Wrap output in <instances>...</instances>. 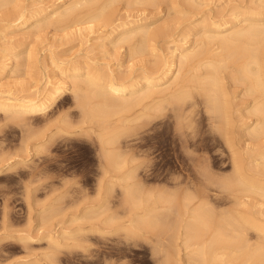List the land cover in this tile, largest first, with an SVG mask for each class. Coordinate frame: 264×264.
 <instances>
[{
    "label": "rangeland",
    "instance_id": "374dc122",
    "mask_svg": "<svg viewBox=\"0 0 264 264\" xmlns=\"http://www.w3.org/2000/svg\"><path fill=\"white\" fill-rule=\"evenodd\" d=\"M73 1L8 0L0 10V63L12 60L4 47L12 45L13 51H23L16 67L11 61L0 72V90L41 103L47 79L63 87L58 97L42 104L41 111L14 115L18 118L14 119L10 118V112L0 109V264H161L170 242L174 243L170 247L175 246L169 248L175 264H188L190 249L184 247L181 239H174L175 235L172 238L179 227L174 228L175 222L185 217L189 202L186 197L192 198L188 207L201 202L218 212L237 205L235 193H224L225 189L221 192L220 179L231 176L232 159L224 139L213 127L205 103L196 99L198 96L195 97L198 104L192 109L188 100L182 109V101L165 102L161 106L164 109L158 107L153 118L148 117L151 111L147 110L146 116L141 108L130 113H111L107 125H122L113 144L121 159H128V170L125 166L124 172L105 174V152L99 137L102 127L95 121L84 122L83 107L72 91L73 82L84 79L89 69L102 75L114 70L121 82H128L144 70L150 72L162 55L159 51L164 53L162 56L172 57L176 44L188 41L189 45L200 39L194 27L203 18L215 21L242 18V13L255 9L256 5L264 10V0H176L178 4L155 0L146 6L131 5L128 0H105L112 2L108 10L116 13L118 20L114 24L121 22L118 15H122V20L126 15L128 19L148 18L154 29L159 28L160 34L150 43L152 46L148 45L140 54L130 43L116 41L120 28L112 32L114 24L105 25L103 21L76 24L71 19L57 22L45 18L47 10L53 7L62 10ZM18 4L28 9L26 21L19 26H6V14L14 13ZM210 47L206 46L205 51L213 57L214 46ZM221 63L223 83L233 98L235 95L234 109H242L233 115L243 162L249 174L263 180L264 136L256 140L248 129L240 130L255 119L252 115L247 117L249 111L245 108L252 99L244 93V85L231 78L232 64L230 67V62ZM224 65L228 67L225 69ZM191 67L192 64L190 67L187 64L184 74ZM74 72L79 73L78 78L74 79ZM171 76L159 87L171 83ZM87 99L86 103L94 104L97 100ZM92 103L87 107L93 106ZM138 114L142 116L133 117ZM125 185L135 188L134 192L139 190L140 195L135 192V200L143 201L142 206L134 207L125 201ZM241 199L247 202L242 208L257 214L264 223V196L244 194ZM150 207L154 208L153 216L147 221L144 211ZM154 214L158 216L156 219ZM131 226L136 233L126 231ZM256 234L249 230L250 243L256 242ZM52 236L57 242L52 241ZM223 250L224 264H251L230 260L229 250Z\"/></svg>",
    "mask_w": 264,
    "mask_h": 264
},
{
    "label": "bare ground",
    "instance_id": "6f19581e",
    "mask_svg": "<svg viewBox=\"0 0 264 264\" xmlns=\"http://www.w3.org/2000/svg\"><path fill=\"white\" fill-rule=\"evenodd\" d=\"M7 1L8 0H0V10L3 9L5 4H7ZM112 1L114 2V0ZM128 1L129 3H127L131 5L139 3L146 6L147 4L153 3L155 0ZM172 1L174 2L176 0ZM176 2V4L179 3L178 1ZM110 4L112 5V2L108 3L105 0H103V3L101 0H74L71 5L65 7L62 10L58 9V7H53L47 10L45 13V18L53 19L57 22L71 19L74 20L76 24L103 21L105 25H113L118 19L115 18L116 13H114L112 10H108V6ZM257 7L258 6L256 5L255 9L242 13V18L236 17L231 20L222 18V20L218 21L205 20L203 18L194 27L196 32L194 31L195 29L192 28L195 32V35L200 34V39L198 38L193 40L189 45L188 41H185L182 44H176V48L173 50L172 57L165 56L166 54L162 56L164 53L159 51V53L162 55L160 56L159 54L160 58H157L158 60L154 63L152 70L150 72H148L149 70H147V72L144 70L145 72L143 71V73L137 77L129 79L128 82H121L114 70L106 73V75H102V73H100V75L99 73H91L90 69L86 72L84 79L78 81H76V79L73 82L72 91L76 93L79 104L83 107V117L85 116L83 119L84 122L86 121L88 123V121H95V123H99L102 127V132L99 133V137L101 144L103 145V147L101 146L102 151L104 149L105 152V156L102 155L104 159H106V170L104 169L105 171H103L105 174H108V172L110 173L111 171L116 172L117 170H124L125 166L127 168L128 162V159H121V154L116 151V147L113 144L115 143L118 135L121 133L119 128L122 125L120 126L118 124L120 127H111L112 125H107V119L111 113L114 115L120 111L130 113L137 108H141L140 110H142L146 116L151 111L148 114V117L153 118L155 116L153 113L157 111L158 107L159 109L161 108V110L164 109V107L162 108L161 106L165 102L169 103L172 100L182 101V109L188 100L187 103H189L190 106H186H189L192 109V107L198 104L197 100H195V97L198 96L196 99L201 98L205 103L204 106L206 107V112L213 118V127L216 129V132L220 134V137L224 139L223 141L226 143L225 145L227 146L232 159L231 162L233 171L231 172L232 174H230L231 176L225 177L224 179L226 180L223 178L220 179L223 181L221 184V192L225 189V191H223L224 193H226V191L232 194L235 193L233 196L235 197L234 199L235 203L237 202V205L233 208H228V210L226 209L218 212L215 211L212 206V209L209 208L210 205L207 207L201 205V202H199L200 204L198 203L197 205L188 207V203H190L192 198L188 200L186 197V201L189 202L186 203V212L184 211L183 213L185 217H179L180 219L183 218V221L178 219L179 223L175 222V227H173H179L176 228V231L174 230V233L176 234H173L172 238H174L175 235L174 239H181L184 247L186 249H190V251L187 253L188 264H211L212 262L217 261H219L221 264H224L225 259L223 257L225 252L223 249L229 250L230 253H228V257L230 260H241L243 262L249 261L251 264H264V223L261 219H259L257 214L242 208V206H246L247 202L241 199L242 195L244 194H259L264 196V179H259L258 177L247 172V168L245 167L246 164L243 162L244 154L240 151L241 146L238 145L233 115L235 111L241 112L242 109H234L233 100L235 95L234 98L230 95V92L227 89L228 87L225 86L226 83H223L224 78L222 80V77L224 76L220 75L222 74V69H219L220 65L223 64L221 62H228L227 65L230 62V67L232 64V68L234 69L231 70V78H237L239 82H241L245 87L244 93H247V95L252 99L250 104L245 107L249 111L247 117L249 115L255 117L252 123H245L244 125H246V128H242L240 130L242 132L248 129L249 133L252 135V138L254 137L256 140H260L264 136V10H260V8ZM27 11L28 9L25 5L23 6L22 4H18L14 13L8 12L6 14V19L8 22L5 25L19 26L23 24L29 15ZM127 15L130 16L129 14ZM118 16L121 22L114 24L111 28L113 29L112 32L120 28L116 41L130 43L131 48L136 50L138 54L143 53L144 49L146 50V48L150 45L152 46L150 43L155 41L154 39H156L157 35L160 34L158 30L159 28L154 29V27L151 25L152 23L148 21V18L134 17L133 19H128V17L126 18L125 15L124 17L127 20H122V15L121 17L120 15ZM89 28L91 30L93 26H90ZM185 38L186 36L184 39ZM204 44L206 46L209 45V49H211L210 45L214 46L213 48L215 51L213 50V52L215 53L213 54V57L210 56L212 54L205 51L206 46ZM4 51H7L6 55H10L13 65L16 67L18 65L17 59L23 51H13L12 45L4 47ZM176 51L178 52L176 53ZM205 57L210 58L207 59ZM205 59L207 60L204 61ZM9 62L3 60L0 63V72H4L8 68ZM190 63L192 64V70L196 71H191V73L189 72L191 69L190 68L186 75L183 72L184 67L187 66V64L190 67ZM224 66L225 69L228 67H226V65ZM198 71H200V73L197 74ZM170 75H172L171 77H173V81L164 87H159L160 83L164 82V80L170 77ZM73 77L74 79L78 78L79 73L74 72ZM45 88L44 100L41 103H38L40 100H33L32 98L28 99L27 97L21 98L9 91L6 92L0 90V109L4 110L5 112H10L12 114L10 118H12L14 115L15 117H18L20 115H28L31 112L41 111L43 109L42 104L44 102H51V100H54L56 97H58L61 93L60 90H62L63 87L59 86V83L53 82L51 79H47ZM87 98L91 100L93 98L97 99L95 100L96 103L94 104V102L92 103L90 101L88 103H90V105L92 103L93 106L87 107ZM167 105L169 106V104ZM147 110H149V112ZM172 111L175 113V110ZM140 115L141 114L136 116L134 115L133 117L138 118ZM239 115L241 118L246 117L244 116L245 114ZM128 118L129 117H126L125 119ZM124 124L126 125V123ZM185 126L184 128H186ZM112 145H114V148ZM134 167L133 170L135 171ZM123 170L119 172H124ZM133 170H131V172ZM204 171L205 170H203V172ZM207 174L208 173H206V175ZM131 176L132 175L130 174V177ZM210 181L208 179V182ZM216 183L217 182L215 181V184ZM206 184L205 186H208ZM217 185L219 184L217 183ZM124 188L125 201L134 207H139L143 202H140L138 198H136L138 199L137 201L135 200V197H137L135 196V192H137L136 195H140L138 194L139 190L134 192L133 189L135 188L132 189L129 185H125ZM205 188L207 189V187ZM205 199V201H207V198ZM209 201L210 200H208V202ZM193 202L191 201V203ZM150 208L144 211V213L148 216V218H146L147 221L150 218L149 216H153L152 210L154 208ZM215 214L216 217H214ZM157 217L156 215L154 216L155 219ZM155 219L153 222H156ZM162 220L163 219H161V221ZM180 221L182 223L184 222L182 226H180ZM140 222L142 223L143 221ZM147 223L150 224V222ZM176 223L180 225H177ZM143 225H145V223ZM153 226H155V224ZM131 227H126V231L128 230V232L132 234L136 233L134 231L135 227ZM250 229L257 233L255 243H250ZM51 238L52 241L57 242L54 236ZM171 243L172 242H170L169 245L167 244L168 250L164 249L166 254L163 253V255L165 254V258L162 260L161 264H175L173 252L171 249L169 250V248H175V246L170 247ZM173 244L174 243L171 245Z\"/></svg>",
    "mask_w": 264,
    "mask_h": 264
}]
</instances>
